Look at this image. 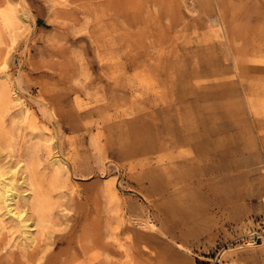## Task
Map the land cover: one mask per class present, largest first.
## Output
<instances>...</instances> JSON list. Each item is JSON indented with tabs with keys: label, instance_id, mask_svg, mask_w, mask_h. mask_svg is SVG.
Masks as SVG:
<instances>
[{
	"label": "rangeland",
	"instance_id": "1",
	"mask_svg": "<svg viewBox=\"0 0 264 264\" xmlns=\"http://www.w3.org/2000/svg\"><path fill=\"white\" fill-rule=\"evenodd\" d=\"M0 167V264H264V0H0Z\"/></svg>",
	"mask_w": 264,
	"mask_h": 264
},
{
	"label": "bare ground",
	"instance_id": "2",
	"mask_svg": "<svg viewBox=\"0 0 264 264\" xmlns=\"http://www.w3.org/2000/svg\"><path fill=\"white\" fill-rule=\"evenodd\" d=\"M25 175H26V173H25ZM13 177H14V172H8V171H4V170H2L0 172V197L9 195V198L12 199L13 197L19 196L18 191L15 190L12 186L14 183V179L12 180ZM5 180H6V184L1 185V184H3V181H5Z\"/></svg>",
	"mask_w": 264,
	"mask_h": 264
}]
</instances>
